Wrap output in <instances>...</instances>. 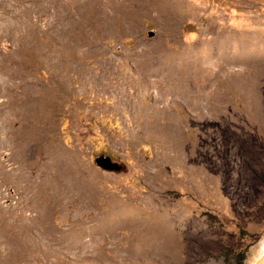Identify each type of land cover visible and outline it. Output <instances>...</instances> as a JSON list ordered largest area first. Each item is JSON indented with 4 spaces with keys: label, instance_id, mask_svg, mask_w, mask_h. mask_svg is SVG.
<instances>
[{
    "label": "rangeland",
    "instance_id": "rangeland-1",
    "mask_svg": "<svg viewBox=\"0 0 264 264\" xmlns=\"http://www.w3.org/2000/svg\"><path fill=\"white\" fill-rule=\"evenodd\" d=\"M263 51L264 0H0V206L14 217L22 206L23 167L35 178L44 167L55 197L59 168L65 201L49 227L128 208L160 215L176 244L131 255L109 238L78 250L68 243L89 229L55 247L23 226L11 264H264ZM170 58L187 65L184 88L161 81ZM165 103L173 110L158 113ZM142 104L157 111L138 117ZM56 148L60 161L44 166ZM106 222L94 235L135 234Z\"/></svg>",
    "mask_w": 264,
    "mask_h": 264
},
{
    "label": "bare ground",
    "instance_id": "bare-ground-1",
    "mask_svg": "<svg viewBox=\"0 0 264 264\" xmlns=\"http://www.w3.org/2000/svg\"><path fill=\"white\" fill-rule=\"evenodd\" d=\"M174 2H176V1H174ZM177 2H179V1H177ZM169 3H171V2H169ZM162 5H164V4H162ZM174 6L177 7L178 5L174 4ZM185 8H186V6H185ZM162 9H163V7H162ZM178 9H176V10L179 12ZM176 10H174V12ZM171 11H172V9H171ZM165 13L166 12H164V14ZM167 15H169V14H167ZM227 35H229V34H227ZM226 38H228V36ZM235 39H236V37H235ZM231 40L234 41V38ZM250 41H253V40H250ZM234 43H236V42H234ZM244 43H243V45H245ZM221 45L223 46L224 44H221ZM224 48H226V47H224ZM242 51H244V48H242ZM207 54H208V52H207ZM248 55L250 56V54H248ZM179 58H181V57H179ZM174 64H179L180 67L177 68L174 66ZM161 65H164V67L167 65L171 66V68L168 70V72L165 73L163 79L161 80V81H163L164 84H167L170 81H172L174 83V85H175V83L178 85V83L180 81H182L181 82L182 86H180V87H183L184 86L183 81H186V82L188 81L187 76L185 75L188 72V69H186L187 65H184V63L180 62V60L177 63H175L170 58L167 61H163ZM175 68H177L178 70H175ZM181 74H183L182 78L180 77ZM175 95H176V93H175ZM161 97L163 98L164 94L161 95ZM184 98H187V97L184 96ZM168 104L165 103L164 107H161L160 109H158L159 110L158 113H164V112L169 113V112H171L173 110V107L169 106ZM155 111H157V108H155V109L149 108L145 104L144 105L142 104L139 107L138 117L150 116L151 112H155ZM173 118L174 119H172V121H175V117H173ZM175 123H176L175 124L176 127L182 128L183 125H182L181 120L177 119V122H175ZM170 125H172V124H170ZM10 139H11V137H10ZM44 145H48V144L45 143ZM54 145H56V144H54ZM17 146H18V150H16V151L14 150L15 158L22 160L24 162V164L29 163L30 162L29 152L26 151V149L24 148L23 145H20V147H19V142L17 143ZM35 149H36V147H35ZM49 149H50V147H49ZM58 151H59L58 148H56L55 150L50 151V153L47 154V157H45L46 159L43 160L44 166L46 165L48 167L52 158L58 157V155H59ZM39 156H41V155H39ZM59 157H58V159H59ZM38 159H39V157H38ZM58 159H57V161H58ZM59 161H60V159H59ZM56 167L54 166V168H56ZM58 169H57V173H53L52 175L50 174L51 178H50V182L48 183L49 188L54 187V196L55 197H52V198H47V195H46V192H47L46 187L47 186L46 187L44 186V188L41 186L43 180L48 181V179H49L48 178L49 176H46V174L44 173V171H46V170H43V171L39 170V174H38L37 178H35L34 176H32L31 171H29V170L24 171V170H26L24 167L19 169L17 176L19 178H21L22 186L26 187V191L23 194V197L21 199L22 200V206L19 205V206L15 207V210H16L15 217L10 214L11 210H9L8 208L0 206V244L3 245V247H5V251H2V252L0 251V264H11L12 263V258H11V255H9V254L13 253V249H16L18 247V244L21 246V249L24 250V248H25L24 242H25L26 238L23 240V239L16 238L13 235L14 231L20 230L21 228H23V226H26V228H28L29 230L32 228L36 229L41 236L40 238H43L44 236L47 235V242L44 241L45 239L43 240L44 242L42 241L43 244H45V246H55V247L67 246L66 239H65V241L63 240V237H65L64 234H68L69 237H71L73 235L79 236L82 234L81 232H84L82 230V228H84L85 230L86 229L90 230L89 233H87L85 235L84 239L80 240V239H78V237H75V239H73L70 243H68V247L78 248V250L81 248H84L86 246H89L91 248L93 243L96 244V241H97V243L101 244V247H106V245L108 243L107 241L110 238L112 241L111 242L109 241V243H111L114 247H117L120 245L125 246L126 249H129L131 255H134V254H156L155 253L156 251L166 253L167 251L174 250L176 244H174V241L171 238V232L169 231L170 228L168 227V225L166 223H164V220L162 219V217L158 214H155V213H150L149 215H146L147 213L144 214V213L140 212L139 210H137V211L136 210H134V211L130 210L131 211L130 212V211H128V208H127L126 211L122 209L121 210L122 212L121 211L118 212V210L115 209L116 211H113L111 213V212H109V210H108L109 208H108V209L104 210L105 213L102 216L96 217L95 215H89L88 217H90V216L93 217V222L91 220H90L91 222H88V221L84 222L85 219L83 218V216L80 217L81 216L80 215L79 216L80 221L83 220V221H81L82 225L84 223L83 226H79L80 224H75V223L73 224L72 223L71 226H68L67 227L68 229H66L64 232H62L61 228H59V227H49L50 219L56 215V213L59 209V205H61V202L63 203V201H65V198H63L64 196L62 195V189H63L62 178L65 175V170H63V169L58 170ZM19 186H21V185H19ZM24 211H28V213H29V216L26 218L20 217ZM9 217H13V219L11 221H9ZM120 220H121L120 224H122L123 226L135 228V230H133V232H135V234L133 236L129 237L125 243L123 242L124 239H122L120 232L118 233L116 231L117 226L113 229H108L106 231L105 230L104 231H98V232H96L98 234L94 235L95 232L93 231V228L96 225L102 226L101 224L102 223L105 224L104 222H106V221L107 222L113 221V222L117 223V222H120ZM97 236H99V238ZM86 237H88L89 239H86ZM33 242H34V240H33ZM90 248H88V249H90ZM93 248H96V247H93ZM141 248H143L142 251H141ZM7 250H12V251H9L7 253L6 252ZM71 250L75 251L77 249H71ZM74 254L78 255L77 253H74Z\"/></svg>",
    "mask_w": 264,
    "mask_h": 264
},
{
    "label": "water",
    "instance_id": "water-1",
    "mask_svg": "<svg viewBox=\"0 0 264 264\" xmlns=\"http://www.w3.org/2000/svg\"><path fill=\"white\" fill-rule=\"evenodd\" d=\"M95 162L99 167H101L105 171L115 172V173L122 172V166L117 163L112 162L111 159L108 157H99L96 159Z\"/></svg>",
    "mask_w": 264,
    "mask_h": 264
}]
</instances>
